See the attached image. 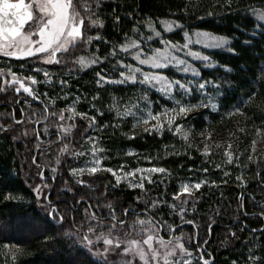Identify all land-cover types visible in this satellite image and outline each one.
Returning <instances> with one entry per match:
<instances>
[{"label": "snow or ice", "instance_id": "6c2138e0", "mask_svg": "<svg viewBox=\"0 0 264 264\" xmlns=\"http://www.w3.org/2000/svg\"><path fill=\"white\" fill-rule=\"evenodd\" d=\"M225 6L231 7L233 0H222ZM104 0H0V92L6 95H13L14 100L18 101L21 94H27L25 104L32 107V102L39 101L43 106L42 112L35 110L24 116L23 119H15L16 124L32 119L33 123H39L43 116L47 123L44 125L45 132L56 137L57 146L61 152L69 153L70 145L71 155L76 157L85 156L84 151L75 150L76 145L82 140L92 141L91 161H85L83 167L71 168L73 174L83 175L85 172L96 174L101 168L103 156L97 153L103 149L97 144L93 136L85 131L81 135V129L77 128L74 123H64L66 120H72L76 116L88 118V127L93 130L103 129L105 126L97 121L96 116H88L87 112L77 110V103L81 99L78 95L68 106L67 111L70 115H65V110L51 111L50 105L45 103L42 97H48L52 106H55L56 100H52L48 92L41 93L38 84L46 87L55 88V79L59 80L60 91L64 96L70 95L65 92V86L73 76L94 65H99L109 56L98 55V45L96 52H90L94 41H105L106 38L99 31L106 27L108 19L104 12ZM251 15L259 21L254 28L260 34H264V2L259 7L246 6ZM208 15H213L209 12ZM132 16V13H129ZM114 24L121 22L119 15L111 17ZM159 23L165 32L180 30L183 32V43L165 38L160 30L156 27V22L152 18H147L141 23L136 20L132 25V33L135 38H130L129 34L124 32L123 42L117 41L110 46V56L114 64L118 77L108 76L97 71L98 77L95 83L98 87H104L106 84L133 85L131 93L127 96H113L111 104L107 111L113 112L115 118L123 123L131 118L135 124L148 125L149 121L155 119L156 124L151 127L163 133L165 125L160 121L161 113L153 111L155 101L150 96L151 90L158 91L161 96L170 101L172 107L165 106L164 114L171 113L167 119V130L174 135H180L182 139L187 140L190 129H187V118L189 113L199 109L220 111L228 110V115L234 113L244 115L243 105L245 100H237L239 87L242 85H232L229 80H236L235 76H230L233 69L229 65H221L210 54H206L201 49H225L231 54H235L237 49L232 45L234 38L224 34H215L210 31H186L184 26L178 20L161 19ZM147 29V34L143 29ZM97 31H93V30ZM256 33L254 32L253 35ZM158 41L161 47H153L152 42ZM248 41H246L247 43ZM199 46V47H193ZM120 53L123 56L117 57ZM132 56L138 65L148 66L151 69L174 68L178 73L190 77L189 79L170 78L162 71H144L142 67L129 64L124 57ZM31 59L33 63L28 66V72L23 71L27 61ZM9 61H19V71L13 70L8 63ZM199 61V64L196 62ZM48 66H60L67 69V79L56 75L49 70ZM223 68L226 75L217 79L216 77L205 78L202 68ZM242 70V69H241ZM42 73L43 79H39ZM261 79H264V69H260ZM260 83V80H257ZM198 95L195 103L192 102L193 95ZM256 90L250 89L245 95L248 100L255 96ZM99 92L93 97V100L99 97ZM56 99H60L58 95ZM230 109V110H229ZM22 114H23V110ZM100 115L104 114L99 110ZM51 117V119H49ZM58 117V121H57ZM181 118L182 123H177L173 127V121ZM109 127H116L109 123ZM55 129L49 131V129ZM187 129V130H186ZM145 130H148L147 128ZM244 131V129H240ZM0 132L8 134V124H0ZM257 134L261 132L260 128L256 129ZM203 135V133L201 134ZM210 135L206 139H210ZM40 134L37 132L35 139H39ZM51 144V141H49ZM256 140L251 142V152H247L246 159L248 163L256 162L259 167L264 168V159L255 160L252 153L255 152ZM220 148L219 144L215 145ZM37 149L41 152V145L37 144ZM203 151L205 154L211 152L209 144H205ZM131 154V153H129ZM224 163L234 165L236 168L247 167L241 160L239 147L234 148L231 143L224 149ZM151 160L152 157H146ZM32 162L38 167V174L42 183L33 186L32 191L36 194L38 202L42 203L47 210V214L52 217L61 228L68 224L72 228L71 235L76 237L82 246L77 250L78 255L89 256L88 264H214L200 243L193 241V236H184L180 227L173 221L169 223L164 218H158V213L162 208L158 204H164L166 201L151 199L147 196L145 181L149 184L155 183L152 178L153 173H166L164 167L154 166L148 169L133 168L126 170L124 165L119 169L104 166V170L111 173L115 183L119 185L122 180L126 181L132 188L144 190L143 207L140 211L133 208L124 207L118 215L116 207L113 205V197L104 194L96 198L93 204V197L84 193L77 204H84L83 212L78 209H65L62 211L57 204L52 203L49 194L43 191L48 188L47 183H43L44 171L43 166L35 156ZM209 163L211 161H208ZM60 164L59 158L55 161ZM224 163H217L215 167L221 169ZM55 169H53V172ZM191 171V169H190ZM203 172H208V168H203ZM229 171H224V176H229ZM236 180L242 181V176H237ZM227 183V181H223ZM209 181L198 179L195 181L184 182L180 185L179 191L173 193V202L170 205L172 213L178 214L182 223L195 226L196 219H186L189 212H193L196 207L195 192H198L202 185L208 184ZM210 183L215 184L212 180ZM79 184L91 189L94 181L81 179ZM97 191H100L97 189ZM9 199H19L9 195ZM75 200V197H73ZM142 197L137 196V201ZM241 199L243 196L241 195ZM179 200L177 203L176 201ZM67 203L66 201L64 202ZM242 207V205H238ZM69 211L77 213V217L69 220ZM259 215L264 217V207L261 208ZM205 227L210 231L208 225ZM255 229L252 232L255 233ZM180 234L177 235L176 233ZM199 228H196V240L199 241ZM235 237L236 233L231 232ZM202 243H207L203 241ZM17 252L22 251L16 249ZM15 253H13V256ZM233 264H237L233 261ZM245 264H264V254L257 250H250L246 257Z\"/></svg>", "mask_w": 264, "mask_h": 264}, {"label": "trees", "instance_id": "16d2710c", "mask_svg": "<svg viewBox=\"0 0 264 264\" xmlns=\"http://www.w3.org/2000/svg\"><path fill=\"white\" fill-rule=\"evenodd\" d=\"M262 2L264 0H233L231 7H228L222 0H104V12L108 19L106 27L100 29V32L108 41L107 44L122 42L124 40L122 33L126 32L130 36L136 20L143 23V20L152 18L154 21L178 20L184 28L206 30L234 38L232 45L237 49L235 54L226 50H214L208 54L221 65L232 67L233 71L227 75L235 76L236 80H229L228 83L234 86L242 85L239 87L237 100L247 101L243 105L245 114L234 113L229 116L228 110L225 109L218 113L203 110L198 115L188 117L187 122L188 127L195 131L193 133L201 131L208 132L211 136L228 138L242 146L247 153L252 140L264 134V79H261L260 73V69H264V34H260L254 28L259 22L246 6L259 7ZM209 12L213 15H208ZM129 13H132V16H129ZM114 15L122 18L119 24H114L111 19ZM176 36L180 38L179 35ZM202 72L205 78L220 79L226 75L223 68L203 67ZM90 80L92 79L85 75L80 81L75 82L74 88L77 89L78 86V91L71 92L74 97L85 96V92L87 105L91 104L93 96L99 92ZM257 80H260V83H257ZM121 88H117V91ZM132 88L126 87V91H131ZM253 88L257 94L248 100L245 94ZM117 91L111 94L100 92V101L106 102L105 105H100L103 111L108 108L110 96H120ZM154 96L158 98L157 95ZM10 97L11 95L0 92V101L3 103L0 112L11 110L7 105L10 103ZM161 101L168 106L171 105L164 99ZM101 102L95 103L98 105ZM99 119L102 124L110 120L107 116ZM242 128L243 132L240 131ZM257 128L261 129L259 134L256 132ZM103 135L110 156L125 160L132 164L133 168L137 167L134 164L137 158L150 156L152 163H145L142 166L152 164L167 170L169 174L165 176L163 185L156 184L152 187L161 199L173 196V193L179 191L178 185L189 178L194 181L202 178H207L209 182L216 181L215 189L209 187L201 191V203L193 214L196 225L198 220L201 222L200 228L196 225L189 227L194 235H197L196 228H199L198 235L206 237L215 264H233V261L245 264L250 250L264 254V219L259 215L261 208L264 207V168L259 167L256 162L248 163L245 155L241 160L248 166L236 168L234 165L224 163L222 158L214 154L201 155L186 142L173 139L170 134L159 136L142 133L133 130L128 123L125 137L124 133L114 127H108ZM130 149L135 155H129ZM31 150L32 144L26 147L23 142L15 141L10 135L0 132V247L11 244L22 250L13 260L0 255V264H88L89 256L77 254V250L82 246L78 239L71 235L72 228L68 224L61 228L60 224L46 215L38 207L35 193L25 181L24 172L28 162L31 164L33 156ZM262 159L264 154L260 155L257 161ZM217 163H224L223 171H229L231 177L227 178V183L222 181L223 171L215 167ZM65 164L67 162L60 167L61 170ZM110 166L115 168L116 165L110 163ZM203 168H208L209 171L203 172ZM61 173L63 175L59 176V181H55L51 196L59 200L57 205L62 211L66 208H75L82 213L84 204H77L76 201L80 200L84 193L93 197V204L96 197L100 198L104 194L113 197L117 214H120L124 207L137 211L143 207L141 203L135 201L137 191L125 189L124 186H114L113 178L107 173H103V177L100 174L84 178L87 181H94L91 189L77 182L74 194L63 188V191L60 190L61 183L66 181L68 176L66 171ZM237 176H243L247 184L244 186V183L235 182L234 178ZM148 189L151 190V187ZM9 195L20 198H6ZM73 217H77V213L69 211V220ZM205 225L209 226L210 231ZM252 229L256 230L255 233ZM233 231L236 233L235 237L231 236Z\"/></svg>", "mask_w": 264, "mask_h": 264}, {"label": "rangeland", "instance_id": "374dc122", "mask_svg": "<svg viewBox=\"0 0 264 264\" xmlns=\"http://www.w3.org/2000/svg\"><path fill=\"white\" fill-rule=\"evenodd\" d=\"M155 22H156L157 29L162 32V34H163V36L165 38L171 39L173 42L179 41V42L183 43V32L182 31L177 29V30H174L172 32H165L163 30L162 25L159 23V20H156ZM184 30L191 31L193 33L196 32V31H204V30L192 29V28H186V27L184 28ZM93 31L95 32L97 30L94 29ZM143 31L147 34V29L146 28L143 29ZM176 35H179L180 38H178V36H176ZM129 37L130 38H135L133 33ZM98 42H99V44H97ZM111 44L112 43L107 44V42H105V41H94L93 42V46L91 47L90 52H96L97 51V47L96 46L98 45V53L97 54L102 56V57L103 56H109V60H106V61H104L103 63H101L99 65H94V66H92L90 68H87L84 71L80 72L79 75L73 76V78L69 81V85L65 86V89H64L65 92H70V95L64 96V93L60 91V86H59V80L58 79H55V85H56L55 88L46 87L43 84H38V85L35 86V87L39 88L41 93L48 92V94L52 98V100H56L55 106H52L51 100H49L48 97H42L44 102L48 103L50 105V110L51 111L65 110V115H70L71 114L69 111H67V106L77 97V96H75V97L72 96L71 92H73V91L77 92L78 91V89H79L78 86H77V89L74 88L75 87L74 86L75 82L80 81L82 79V77H84L85 75H87V78L89 76V78L92 79V80H90L91 81L90 83H92V82L94 83L97 91H99V94H100V92L104 93V91L106 93L111 94L114 91H117V88H120V87L125 89V90L124 89L122 90V88H121V90L117 91L120 95L127 96V95H129L131 93L132 90L131 91L130 90L126 91V87L127 88L134 87L133 85L106 84V85H104V87H98L96 85V83H95L96 79H98V77L95 75V73L97 71H101V73L104 74V75L118 77V72L115 71L114 64H113L112 58L110 56V46H111ZM152 46L153 47H161V45L159 44L158 41L152 42ZM193 47H199V46H193ZM201 50L204 51L206 54H208V52H210V51L225 50V49H201ZM120 56H123V53H120L119 56L117 57V59H119ZM124 59L129 64H133V65L142 67L144 71H162L165 74H167L170 78H181V79H189L190 78V77L184 76L181 73H178L172 67H169V68H166V69H156V70H154V69L149 68L146 65H144V66L138 65V62L135 61L132 56H126V57H124ZM8 63L13 68V70H18L19 71V68H18V65L20 63L19 61H9ZM32 63H33V61L31 59H29L27 61L25 69L23 70L25 72V74H27V72H28V66L31 65ZM196 63L199 64V61H197ZM1 67H4L3 63L1 64ZM44 67L49 68V70L54 74V76L59 75V76H62L63 78H65V79L68 78L67 75H66L67 69H62L60 66L44 65ZM204 68H212V67H204ZM38 78L39 79H43L42 73L39 74ZM90 91L91 90L89 89V92ZM1 94L6 95L3 92H1ZM84 94H85V96H87V94L85 92H84ZM149 94L152 97V99L155 101V104L153 106L154 113L155 112L161 113L160 121H161V123H163L165 125L164 131H163L162 134L157 132V131H155L151 127L152 125L157 123V121L155 119L150 120L148 125H144L141 122L140 124H135V126H134L135 122L131 118H128L123 123H120L115 118L113 112L107 111L108 108L105 109L103 115H100L98 109L99 110H103L100 107V105H105L104 103H106L104 101H102V102L100 101V99H101L100 95H99V97L97 99H95V100L92 99L90 105H87V103H86L87 99H86V97L84 95L80 96L81 99L79 100V102L76 105L78 111L87 112L89 117L96 116L97 121L99 123H100V119L99 118H102L104 116H107L110 119L108 122H106V124H104L105 127L103 129H99V130H93V129L89 128L88 127V118H86V117L76 116L72 120L64 121V123H66V124L67 123L76 124L77 128H80L82 130L81 131V135H83V132H85V131L89 132L93 136V138L97 141V144L103 149V151L97 153V155L103 156V160H102L101 168L98 169V172L96 174H89V173L85 172L83 175H78V174H73L71 172V168L83 167L85 161H91V159H92L91 148L93 146L92 141L84 139V140H82V142L80 144L76 145L75 150L84 151L86 153L85 156H83V157H76V156L71 155L70 154V152L72 150V146L71 145H70L69 153L61 152L59 148H55V150H53V151H48V149H46V151L41 152L40 150L37 149V144L39 143L41 145V148L47 146V144H45L43 142V141H45L46 137L48 136V134L44 130V125H39L37 127L38 123H33V120L31 118L26 120L25 122H22L20 124H16L15 120H14V116H13L12 110H8V111H5V112L4 111L0 112V124H4L5 122H7V124H8V135H10L13 140L19 141V142H23L26 147H30V144H32L31 152H32L33 156H35L36 159L39 161V164L42 165L45 168L43 183H47L49 185L48 188H44L43 191H45V192H47L49 194V199L54 204H57L59 200L53 199L52 196H51L52 192H53V187H54L53 186V180L54 181H59L60 180L59 176L63 175V173H61V172L62 171H66L67 175H68L67 178H66L67 180L61 183L62 187H61L60 190H62V188H63V189H66L69 193L74 194L76 186H77L76 184L81 179L84 180V178L87 179V178H91V177H94V176L100 175V174H101L100 176L103 177L104 175L102 176V174L103 173H107L113 178L112 182L114 183V186H124L125 189H130L131 191H137V194H136V197H135L136 198L135 201H136V203H141L143 205V197L145 196L144 190H141L140 188H132L124 180H122L121 183L119 185H117L115 183V180H114V177L112 176V174L108 173L106 170H104V166L111 167L110 163H112L113 165H116L115 168L112 167L113 169H119L121 165H124L126 170L133 169L132 164L127 163L125 160H118V158L110 156L109 151L106 149L105 142H104L105 139H104L103 133L106 132V129L109 127L108 126L109 123H111L113 125H118V126H116L114 128L118 129L119 132L124 133V137L126 136L125 135L126 134V123L131 124V127H132L133 130H136V131H139V132H142V133H153V134H157L159 136H162V135H164L166 133L170 134L173 139H176L177 141L186 142L188 144V146H190V147L192 146L195 151H199V153L201 155H203V156H209L210 154H214L216 157L222 158L223 160H225L223 152H224V149L227 147V145L229 143H231L234 148L239 147L240 151L244 152L245 155L247 154L242 149V146H238L239 144L234 143L233 140H229L228 138L227 139L224 138V137L219 138V137L210 135V139H206V137H208V135L210 133H208V132L205 133V132H201V131H198L197 133H193L195 131H193V129H190L188 127V122H187V129H190V131H189L187 140L182 139L180 135H174L173 132H170V131L167 130V119L172 114L171 113L164 114L165 106L171 108L172 104L168 106V104L163 103L161 101V99H164L165 101H168V100H166L163 96H161V94L158 91H156V90H151ZM58 95L60 96V99L57 100L56 97ZM154 95H157L158 98H154L155 97ZM26 98L29 101H31V97H27V94L19 95L18 100L19 99H26ZM112 98H113V96H110L109 99H111V100H110V102L108 104V107L111 104ZM197 99H198V95L194 94L193 97H192V102L195 103L197 101ZM98 101L101 102V103L96 105L95 102H98ZM9 102L10 103L13 102L12 104H15L17 102V100H14L13 95H11V97L9 99ZM168 102H170V101H168ZM33 110H35L37 112H42L43 108L41 106H38V105H33L31 108L25 107L26 116L28 115L29 112H31ZM203 110H205V109H199L198 111H193L192 113H189L188 117H193L195 115H198ZM210 112L211 113H218L219 111L212 110ZM15 119H22V116H21L20 112H17V116H16ZM50 119H51V117H50ZM41 121H44L43 116L40 118V122ZM57 121H58V117H57ZM182 122L183 121L181 120V118H176L173 121V127L175 126V124L182 123ZM146 128L148 130H145ZM52 130L54 131L55 129L54 128L53 129H49V131H52ZM37 132L40 134V137H39V139H35L34 140V137H36ZM202 133H203V135H201ZM255 140H256L255 152L252 153V154L254 156V159L258 160L259 156L264 154V134L260 135L259 138L257 136V138H255ZM205 144H209V146L211 147V152H209L207 154H205L204 151H203V148H204ZM216 144H219L220 148H216L215 147ZM249 152H251V148H250ZM128 153H131V154H129L130 156L135 155V152L133 150H131V149L128 150ZM245 155H241V159ZM33 156H31V164H30V162H28L27 168H26V170L24 172V179L28 183V185H29V187L31 189L33 188V186L35 184L42 183L41 178H40V176L38 174V167H37L36 164H34L32 162V157ZM57 158H59L61 160V163L59 165L55 163ZM64 162H67V164H65L66 166H64L62 168V170H61L60 167L64 165ZM145 163H152V160L146 159V157H144V156H140L134 162V164H136L137 167H139V168L148 169V168L154 167L152 164H150L151 166L150 165L149 166H142ZM68 165H70V166H68ZM230 166H233V165H230ZM53 169H55L54 172H53ZM226 169H228V168H226ZM218 170L223 171L222 168L218 169ZM241 173H242V171H241ZM168 174L169 173L167 171H166V173H153L152 174V178L155 181V183L149 184L147 181H145V188L148 190L147 191V196L149 198L156 199V200H161V201H166V203H164V204H158L157 205L158 208H162V211H160L158 213V218H164V219L168 220L169 223H172L173 221H175V223L178 222L176 225L181 228L184 236L187 237L189 235H192L193 236V241L196 242V243H200L201 247L204 249V251L208 255V257L211 260L214 261V259H213L214 257H213V253H212L211 249L209 248V246H207V243L206 244L202 243L203 241H206V237H203V235H200V236L198 235L200 240L197 241L196 240V234L194 235V233L192 232L191 228H189L190 226H193V225L182 223L180 221V219H179L178 214L172 213L170 205L173 202V196H171V197H166L165 196L164 199H161L159 194H158V192L157 193L154 192V188H152V187L154 185H156V184L157 185H163V181L165 179V176L168 175ZM228 177H231V175L224 176V171H223L222 181H227ZM202 179L209 181L207 178H202ZM190 180L194 181L192 178H189L188 180H185L184 182H188ZM69 181H71L72 183L69 182ZM234 181L237 182V183L238 182L239 183H244V186L247 184L246 179L244 177H243L242 181H238V180H236V178H234ZM184 182H182V183H184ZM180 185H178V186L180 187ZM148 187H151V190H149ZM209 187L215 189L217 187V185L212 184V183L209 182L208 184L202 185L201 189L198 192H195V196L198 198L196 200V202H195L196 207H195V210L193 212H189V214L186 217V219H191V216H193L195 211L198 209V204H200L201 200H202L201 191H203V189L209 188ZM35 196H36V194H35ZM137 196L142 197V199L137 201ZM96 198H98V197H96ZM96 198H95V200H96ZM36 202H37L38 207L46 215H48L46 207L42 203L38 202L37 199H36ZM176 202L178 203L179 200H177ZM113 205L116 207L114 202H113ZM262 218L264 219V217H262ZM210 220H213V219L210 218ZM199 222L200 221L198 220V224L196 225V227L199 226V228H200L199 224H201V222L200 223ZM176 234L179 235L180 233L177 232ZM16 249H19V248L17 246H15V245L6 244V245L0 247V255L7 256V257H9V259L13 260V259H15L17 257V255L19 253V252L16 251ZM13 253H15L14 256H13Z\"/></svg>", "mask_w": 264, "mask_h": 264}, {"label": "flooded vegetation", "instance_id": "af4514ba", "mask_svg": "<svg viewBox=\"0 0 264 264\" xmlns=\"http://www.w3.org/2000/svg\"><path fill=\"white\" fill-rule=\"evenodd\" d=\"M1 64L2 63H0V67H1ZM24 100L25 99H19L18 101L19 102H16L15 104H12L13 102H11V103H7V105L9 106V108L12 110V112H13V116H14V118H16V116H17V112H20L21 113V116H22V119H23V117L24 116H26V113H25V107H29V105L28 104H25L24 103ZM35 102H39V101H35ZM35 102H32V106L33 105H38V106H41L42 108H43V106L42 105H39V104H36ZM40 103V102H39ZM2 105H3V103H1V101H0V107H2ZM21 110H23V114H22V111ZM47 123V121H41V122H39L38 124H37V127L39 126V125H45ZM53 131V130H52ZM49 141H51V144H49ZM45 144H47V146H45V147H43L42 149H48V150H51L52 148H55L56 146H57V140H56V137H54V136H50V135H48L47 137H46V139H45V141H43ZM54 183H55V181L53 180V186H54Z\"/></svg>", "mask_w": 264, "mask_h": 264}, {"label": "water", "instance_id": "95a60500", "mask_svg": "<svg viewBox=\"0 0 264 264\" xmlns=\"http://www.w3.org/2000/svg\"><path fill=\"white\" fill-rule=\"evenodd\" d=\"M36 104H39V105H41V103H39V102H35ZM38 153V152H37ZM36 153V154H37ZM37 156V155H36ZM45 170V168L43 167V171ZM52 218V217H51Z\"/></svg>", "mask_w": 264, "mask_h": 264}]
</instances>
